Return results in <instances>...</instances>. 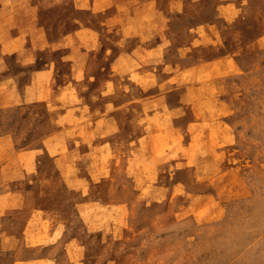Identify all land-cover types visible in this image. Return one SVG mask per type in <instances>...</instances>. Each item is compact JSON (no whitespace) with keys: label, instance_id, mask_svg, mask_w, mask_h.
<instances>
[{"label":"rangeland","instance_id":"obj_1","mask_svg":"<svg viewBox=\"0 0 264 264\" xmlns=\"http://www.w3.org/2000/svg\"><path fill=\"white\" fill-rule=\"evenodd\" d=\"M2 6L0 264H264V0Z\"/></svg>","mask_w":264,"mask_h":264},{"label":"crops","instance_id":"obj_2","mask_svg":"<svg viewBox=\"0 0 264 264\" xmlns=\"http://www.w3.org/2000/svg\"><path fill=\"white\" fill-rule=\"evenodd\" d=\"M10 4H12V0H1V5H3L2 7L4 8V9H6L7 10V7H9V5ZM29 20L30 21H33L34 20V17H29ZM36 31H38V28L36 29ZM9 36H11L10 38H8V39H5V41H3V43H4V46H1V50H2V53H4V52H7L5 49H6V44L9 42V41H13L14 40V34L12 33V34H10ZM40 36V38L42 39V44H43V39H44V37H43V35L42 34H40L39 35ZM5 37H7L6 35H5ZM36 48H38V49H41V48H44V45H41V43H40V41H39V44L36 46ZM31 48H29L28 50H27V53L28 54H30L31 53ZM1 52V51H0ZM50 66H46V67H44L43 68V70H41V71H38L40 74H43V75H48V74H51L50 73ZM39 74V75H40ZM8 75H10V74H8ZM38 75V76H39ZM5 76H7L6 74H5ZM8 77V76H7ZM35 215V214H34ZM37 217V216H36ZM42 217V220H43V216H41ZM33 219V213L30 215V217L28 218V221H30V220H32ZM56 226L54 225V227H52V229L53 230H51V231H49V236H51L53 233H54V231L56 230ZM32 261L33 262H35V263H39V264H47V262L49 261V258L48 257H35V258H33L32 259ZM16 263V262H15Z\"/></svg>","mask_w":264,"mask_h":264}]
</instances>
